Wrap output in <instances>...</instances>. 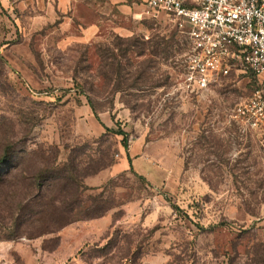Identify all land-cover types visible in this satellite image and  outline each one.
Here are the masks:
<instances>
[{
	"label": "rangeland",
	"instance_id": "1",
	"mask_svg": "<svg viewBox=\"0 0 264 264\" xmlns=\"http://www.w3.org/2000/svg\"><path fill=\"white\" fill-rule=\"evenodd\" d=\"M101 7L102 34L82 43L60 13L45 25L0 0V145L25 172L49 160L85 189L79 221L0 233V264H264V152L231 121L253 76L189 95L187 34ZM122 133L142 148L133 166Z\"/></svg>",
	"mask_w": 264,
	"mask_h": 264
},
{
	"label": "built area",
	"instance_id": "2",
	"mask_svg": "<svg viewBox=\"0 0 264 264\" xmlns=\"http://www.w3.org/2000/svg\"><path fill=\"white\" fill-rule=\"evenodd\" d=\"M145 14L187 34L185 93L202 94L234 73L256 78L257 86L231 121L254 135L264 152V0H148Z\"/></svg>",
	"mask_w": 264,
	"mask_h": 264
},
{
	"label": "trees",
	"instance_id": "3",
	"mask_svg": "<svg viewBox=\"0 0 264 264\" xmlns=\"http://www.w3.org/2000/svg\"><path fill=\"white\" fill-rule=\"evenodd\" d=\"M253 78L254 90L257 80ZM121 135L128 154V136ZM59 166L58 163L51 165L47 160L43 169H32L27 173L23 169L25 163H20L14 147L0 145V233L5 241L25 236L30 239L42 237L79 221L77 215L83 206L85 190L83 183L76 176H64L65 172ZM65 168L72 173L71 168ZM56 187H59V194L55 196Z\"/></svg>",
	"mask_w": 264,
	"mask_h": 264
},
{
	"label": "crops",
	"instance_id": "4",
	"mask_svg": "<svg viewBox=\"0 0 264 264\" xmlns=\"http://www.w3.org/2000/svg\"><path fill=\"white\" fill-rule=\"evenodd\" d=\"M10 4L16 6L22 11L31 9L38 15L41 22H47L45 25L52 23L62 15V27L68 31L69 36L73 40L82 43H91L98 40L102 34V24L105 23V14L100 11L104 4L118 6L119 12L124 18L130 20L150 21L145 14V6L148 0H142L143 5L140 7V0H6ZM123 21V20H122ZM116 31L122 36L132 35V31L128 30L122 22L117 26ZM142 148L140 146L131 149L126 157L133 166L138 158H141ZM130 157V160H129Z\"/></svg>",
	"mask_w": 264,
	"mask_h": 264
}]
</instances>
